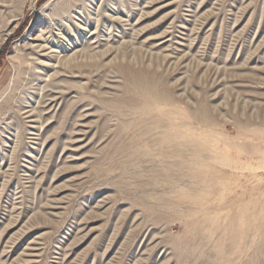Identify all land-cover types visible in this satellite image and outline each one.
Returning <instances> with one entry per match:
<instances>
[{"label": "rangeland", "instance_id": "rangeland-1", "mask_svg": "<svg viewBox=\"0 0 264 264\" xmlns=\"http://www.w3.org/2000/svg\"><path fill=\"white\" fill-rule=\"evenodd\" d=\"M137 1L0 0V264H264V0Z\"/></svg>", "mask_w": 264, "mask_h": 264}, {"label": "bare ground", "instance_id": "bare-ground-1", "mask_svg": "<svg viewBox=\"0 0 264 264\" xmlns=\"http://www.w3.org/2000/svg\"><path fill=\"white\" fill-rule=\"evenodd\" d=\"M136 1V0H135ZM74 5V4H73ZM135 5L136 6H139V10H143V0H138L137 3L135 2ZM75 6V5H74ZM119 20H123L122 18L118 17ZM142 20V17H139L137 22L134 23V24H131L130 23V19H125L124 21H126L128 23V25H131L132 26V30L133 29H136L137 25L140 23V21ZM117 21V20H116ZM114 22V21H113ZM114 25V24H113ZM134 27V28H133ZM126 32V31H125ZM96 32H94L92 34V38L96 37V36H93ZM111 34H109L110 36ZM91 38V39H92ZM97 41V40H96ZM90 42V41H89ZM101 42V41H100ZM94 42H91L90 44L93 45ZM39 46H42V45H39ZM45 45L44 47L41 48V50H45V49H50V51L53 53V52H56L57 56H60L61 52H63V50H57L55 48H53V46H48ZM61 48V47H60ZM96 48V45L91 48V50L95 49ZM65 51V50H64ZM91 52V51H90ZM92 53V52H91ZM77 55V54H76ZM50 56V55H49ZM54 57V56H52ZM62 57V56H60ZM78 58V56H77ZM63 59V57H62ZM56 86V85H55ZM62 88V87H61ZM61 88H56L52 85H45L42 87L41 89V92H42V96H41V99L39 101V105H38V108H35V107H32L30 109H27V111H25V114L27 113V117L30 119V123H34L36 122V119L34 120H31L35 117V114L36 113H41V112H47L46 114H50L51 117L53 118L55 116V113L58 111V109L60 108L61 104L63 103V98H64V91L63 89ZM31 128H35V126H33L31 124ZM35 131V130H34ZM37 131V130H36ZM34 134L36 135H39L37 134V132H35ZM38 136L34 137L35 139H38L37 138Z\"/></svg>", "mask_w": 264, "mask_h": 264}]
</instances>
